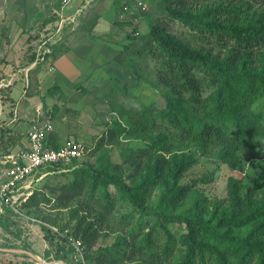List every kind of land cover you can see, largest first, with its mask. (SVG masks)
I'll return each mask as SVG.
<instances>
[{
  "label": "trees",
  "instance_id": "obj_1",
  "mask_svg": "<svg viewBox=\"0 0 264 264\" xmlns=\"http://www.w3.org/2000/svg\"><path fill=\"white\" fill-rule=\"evenodd\" d=\"M160 1L166 14L150 23L147 55L165 88V104L145 103L127 124L115 119L108 139L145 145L122 149L118 163L100 141L91 153H99L96 162L75 158L43 167V173L72 176L47 184L49 193L33 189L20 208L48 205L70 210V218L77 219L60 227L71 228L64 237L43 226L57 241L54 259H66L75 250L69 241L73 236L82 240L84 257L93 264H264V159L244 154L264 139V0ZM125 6H120L124 13ZM134 31L132 38L139 34ZM56 88L53 84L48 91ZM1 101L5 106L13 98L1 96ZM28 132L5 154L25 148ZM67 141L54 131L48 138L54 148ZM195 152L215 155L234 171L226 197L199 195L194 183L183 181L198 162ZM6 211L5 218L0 213V225L8 228L14 210ZM106 229L105 236L114 233L113 241L94 248ZM4 246L17 248L0 246V254L37 264L35 256Z\"/></svg>",
  "mask_w": 264,
  "mask_h": 264
},
{
  "label": "rangeland",
  "instance_id": "obj_2",
  "mask_svg": "<svg viewBox=\"0 0 264 264\" xmlns=\"http://www.w3.org/2000/svg\"><path fill=\"white\" fill-rule=\"evenodd\" d=\"M23 1L0 0V5L7 4V12L11 11L10 8L14 6L15 12H17L23 8ZM29 1L32 2L29 3V8H32L38 0ZM54 2L59 3V0H54ZM125 4L127 7L125 6L124 10L127 14L120 10V6ZM144 4L147 5V10L140 9ZM163 7L164 4L160 0H96L85 7L82 6L81 17L83 15V18H86L90 9L93 8L100 17L97 28L101 30L99 35L101 37L94 33L96 35L93 36V40L97 44L92 47L88 59L97 64L99 61L98 51L103 47L101 42H104V49L100 56L109 57L112 55L108 59L113 57L115 60L112 64L102 65L100 70L103 71L107 67V71L102 73L104 78H101L103 81L99 84L90 82L83 84L78 79L76 82H79L81 87H76L78 84H67L64 85L63 89L56 88L54 92H50L48 89L52 86V79L45 78V71L48 72V66H50L48 59L41 62L43 67H38L34 73H28L27 68L17 66L4 68V66L2 67V59H0V78L2 81L0 86L4 87V91L0 92V170L7 160L5 153L12 146L10 145L11 142L15 140L17 142L19 131L26 134L32 124L35 123H51L61 141L68 139L79 141L87 147L86 154L80 159H90L92 162H96L98 159L99 153H91L100 144V141L106 143V147L110 149L112 160L118 163L123 162L124 148H137L145 145L144 141L136 139H124L117 143H111L108 139L111 129L114 127L115 119H121L124 124H127L128 119L135 121L139 117L145 103L153 102L156 107L165 104L163 96L165 88L157 82L152 68V60L147 55L150 23L166 14ZM46 13L44 15L46 22L39 21L33 30L34 34L39 33L36 36L37 39L42 38L43 34L40 32L44 31L43 29L46 27H49L51 31L58 26L56 24L57 18L53 16L54 10L51 9ZM134 13H136L135 15L138 14V21L133 20L134 22L131 23L130 18ZM122 14L124 15L122 16ZM80 16L76 22L78 25L82 23ZM85 22L87 29L91 30L96 21L91 20L89 16ZM174 27L175 29L179 28L178 24H175ZM135 28L137 29L136 34L137 32L139 34L136 38H132ZM99 42L101 44H98ZM27 47L29 44L23 49L24 52L26 51L25 54L21 53V55H25L24 62L26 60V63L33 53V48L28 49ZM102 57L101 60L103 61ZM15 81L17 84L14 87ZM11 86L14 89L13 92L9 90ZM1 96L16 97V104L7 102L3 106ZM14 106H16L15 109ZM3 108L5 112L2 114ZM11 111L14 118L12 123L9 122ZM126 117L128 118L126 119ZM8 122L9 124H7ZM7 125L9 131L4 129ZM195 153L198 162L187 171L183 181L190 184L194 183L193 188L199 195H207L211 199L226 197L228 177L234 171L228 165L219 162L215 155L203 156L198 152ZM244 154L249 160L264 159V139L254 143L253 147L248 148ZM125 167L128 168L129 164H126ZM206 175H210L208 182L201 180ZM71 176L69 172L68 175L45 172L37 178H32L26 189L31 190L32 193L33 189L44 188L49 193L48 188H45L47 184L65 183ZM154 201L155 197H151L150 202ZM22 203L18 204L16 208L0 204V213L3 218L9 215L6 207L14 210L12 218L7 221L8 228L0 225V246L17 247L4 246L3 249L21 253L27 252L38 258L37 264H93L84 257L82 240L73 236L69 238V241L75 250L67 254L66 259H54L57 241L52 239L51 234L43 226L50 227L54 232L64 237L71 228L61 231L60 227L68 223L73 225L77 221V219L70 218V210H53L48 205L22 209L20 208ZM107 230L100 231L101 234L94 248H98L100 244H110L113 241L114 233L110 232V236H105ZM47 255L50 256L51 260L47 259ZM24 259L22 256L0 254V264H8L10 260H13L15 264H24Z\"/></svg>",
  "mask_w": 264,
  "mask_h": 264
},
{
  "label": "crops",
  "instance_id": "obj_3",
  "mask_svg": "<svg viewBox=\"0 0 264 264\" xmlns=\"http://www.w3.org/2000/svg\"><path fill=\"white\" fill-rule=\"evenodd\" d=\"M37 2H35L32 8H29V3L32 2L24 0L22 3L23 8L17 12H15L14 9L16 8H14V6L10 8L11 11L14 10L13 12H7V4L0 5V59H2V67L4 66V68H9L17 66L19 68H27L28 73H34L38 67H43L40 61L42 60L43 62L48 59L50 61V66H48L49 73L44 70L46 73L45 78L52 79V86L53 84H57L59 86L58 89H63L64 85L67 84H78L76 87H81L79 82H83V84L87 82L101 83V81H103L101 78H104V74L102 73L105 72L107 68L106 67L103 71H101L100 69L102 68V65L105 66L109 63L112 64L115 60L113 57L108 59L112 55L109 57L100 56L102 50L104 49V42H101V46L103 47H101L102 49L98 51L99 61L97 64H95V61L88 59L89 53L91 49H93L92 47L97 44L94 42L93 36L96 34L99 36L101 33V30L97 28V25L100 23L99 14L93 8L90 9L86 18H83V15L81 17L80 14L82 13V6H86L85 0H73L65 6L61 3V0H59V3L54 2V0H38ZM51 9L55 12L53 16L57 18L56 24H58V26L51 31L49 27H46L43 29V33L40 32L43 34V36L41 35L42 38L40 37L37 39L36 36H38L39 33L34 34L33 30L39 21L41 22L43 20V22H46L44 15L47 14L46 12L51 11ZM123 15L124 14H122V16ZM78 16H80L82 20V23H80L81 25L76 23L79 18ZM89 16L91 20L96 21L91 30H89V28L87 29V24L85 22ZM101 43L99 42L98 44ZM27 44H29V47H27L28 49L33 48V52L37 53V59L32 64H29V62L33 56H29L27 63L26 60L24 62V54L26 51L24 52L23 49L26 48ZM45 49L49 50V54L46 53L44 55L42 53ZM21 53L24 54L21 55ZM40 55L43 56L41 57ZM101 57L103 58V61L101 60ZM78 79L79 82H76ZM16 84L17 82L15 81L14 87ZM13 90L14 89L11 86L10 91L13 92ZM12 98V103L16 104V97L12 96ZM15 108L16 106H14V109ZM3 112H5L4 108L2 114ZM10 118L11 120L9 122L12 123L14 118L11 115ZM9 122L7 124H9ZM33 125L34 124H32V126ZM8 128V125L4 127L5 130ZM53 131L56 132L54 127ZM23 133L24 132L19 131L18 136Z\"/></svg>",
  "mask_w": 264,
  "mask_h": 264
},
{
  "label": "built area",
  "instance_id": "obj_4",
  "mask_svg": "<svg viewBox=\"0 0 264 264\" xmlns=\"http://www.w3.org/2000/svg\"><path fill=\"white\" fill-rule=\"evenodd\" d=\"M73 0H62L65 6ZM86 5L93 0H85ZM142 10H147L143 5ZM81 11V10H80ZM138 21V17L135 18ZM49 50L45 49V55ZM41 57L43 55H40ZM53 131L51 123H35L28 132L25 148L13 152L7 156L3 168L0 170V204L16 208L31 194L27 184L36 178V174L42 175L41 169L53 163L68 164L75 158H81L85 154V146L79 141H67L62 147L49 146L48 138Z\"/></svg>",
  "mask_w": 264,
  "mask_h": 264
},
{
  "label": "water",
  "instance_id": "obj_5",
  "mask_svg": "<svg viewBox=\"0 0 264 264\" xmlns=\"http://www.w3.org/2000/svg\"><path fill=\"white\" fill-rule=\"evenodd\" d=\"M37 258V257H36ZM38 259V258H37Z\"/></svg>",
  "mask_w": 264,
  "mask_h": 264
}]
</instances>
